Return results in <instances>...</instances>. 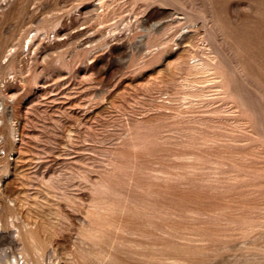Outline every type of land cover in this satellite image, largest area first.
Returning <instances> with one entry per match:
<instances>
[{
  "label": "rangeland",
  "instance_id": "1",
  "mask_svg": "<svg viewBox=\"0 0 264 264\" xmlns=\"http://www.w3.org/2000/svg\"><path fill=\"white\" fill-rule=\"evenodd\" d=\"M0 264H264V0H0Z\"/></svg>",
  "mask_w": 264,
  "mask_h": 264
},
{
  "label": "bare ground",
  "instance_id": "2",
  "mask_svg": "<svg viewBox=\"0 0 264 264\" xmlns=\"http://www.w3.org/2000/svg\"><path fill=\"white\" fill-rule=\"evenodd\" d=\"M1 223H2V222H1V220H0V227H1ZM14 262H15L14 264H19V261H18L16 258L14 259ZM26 264H27V263H26Z\"/></svg>",
  "mask_w": 264,
  "mask_h": 264
}]
</instances>
